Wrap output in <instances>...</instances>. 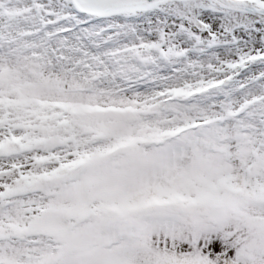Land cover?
<instances>
[{"label":"snow or ice","instance_id":"snow-or-ice-1","mask_svg":"<svg viewBox=\"0 0 264 264\" xmlns=\"http://www.w3.org/2000/svg\"><path fill=\"white\" fill-rule=\"evenodd\" d=\"M0 264H264V0H0Z\"/></svg>","mask_w":264,"mask_h":264}]
</instances>
